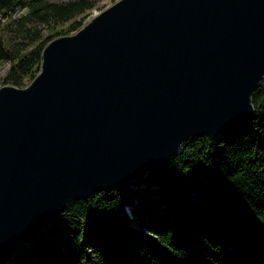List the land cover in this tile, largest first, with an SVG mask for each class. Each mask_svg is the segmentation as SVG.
Wrapping results in <instances>:
<instances>
[{
    "label": "water",
    "instance_id": "95a60500",
    "mask_svg": "<svg viewBox=\"0 0 264 264\" xmlns=\"http://www.w3.org/2000/svg\"><path fill=\"white\" fill-rule=\"evenodd\" d=\"M264 0H117L0 86V264L76 200L255 115Z\"/></svg>",
    "mask_w": 264,
    "mask_h": 264
},
{
    "label": "trees",
    "instance_id": "16d2710c",
    "mask_svg": "<svg viewBox=\"0 0 264 264\" xmlns=\"http://www.w3.org/2000/svg\"><path fill=\"white\" fill-rule=\"evenodd\" d=\"M95 5L0 0V16L31 39L14 48L0 35V62L10 63L5 82L26 86L40 71L44 47L79 30L84 20L74 19ZM29 21L50 33L27 28ZM253 103L252 118L217 137L188 140L144 180L71 202L8 264H264V79Z\"/></svg>",
    "mask_w": 264,
    "mask_h": 264
},
{
    "label": "rangeland",
    "instance_id": "374dc122",
    "mask_svg": "<svg viewBox=\"0 0 264 264\" xmlns=\"http://www.w3.org/2000/svg\"><path fill=\"white\" fill-rule=\"evenodd\" d=\"M52 3H66L69 1H75V0H48ZM117 0H96V5L91 11H89L86 14H83L82 16L77 17L74 20L78 19H83L84 24L88 22L89 18L95 13L99 12L108 6L112 5L114 2ZM23 11H20L17 15H15L13 18H16L22 14ZM74 20L70 21L67 23L69 25L72 23ZM10 23V18L7 17H1L0 16V35L4 39L5 43L10 46V47H21L23 45H30V38H28L27 34L28 32L22 31L18 29L17 25L9 24ZM27 28H32V29H42V35L43 37H46L50 32L51 28L46 25V24H41L36 21H29L25 25ZM60 27V25L58 24ZM77 32V30H73L72 34ZM70 34V33H69ZM10 68V63L9 62H0V86L9 84L5 82L8 70ZM33 80V79H32ZM31 80V81H32ZM29 79L25 80L26 86L31 82ZM258 88V87H257ZM256 91V90H255ZM254 91V92H255ZM254 95V94H253ZM210 137V136H209Z\"/></svg>",
    "mask_w": 264,
    "mask_h": 264
}]
</instances>
